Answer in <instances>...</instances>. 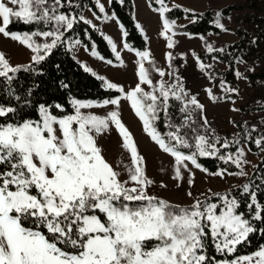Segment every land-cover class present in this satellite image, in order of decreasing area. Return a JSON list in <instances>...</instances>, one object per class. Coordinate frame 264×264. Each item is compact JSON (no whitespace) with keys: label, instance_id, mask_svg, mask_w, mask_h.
Segmentation results:
<instances>
[{"label":"snow or ice","instance_id":"obj_1","mask_svg":"<svg viewBox=\"0 0 264 264\" xmlns=\"http://www.w3.org/2000/svg\"><path fill=\"white\" fill-rule=\"evenodd\" d=\"M68 2L71 5V0ZM156 3L160 5L156 11L163 24L160 35L172 48L175 21L166 17L172 9L165 0ZM97 5L103 12L99 0ZM62 7V0H53L51 5L48 0H0V34L18 41L33 53L29 64L15 66L0 53V79L10 85L17 73L35 71L34 65L44 61L62 42L65 32L73 29L77 20L74 15L60 11ZM220 18L221 13L217 12L215 25L226 30ZM14 22L43 23L50 29L31 33L9 31ZM34 37H42L44 42L39 43ZM105 39L122 65L116 45L110 38ZM124 47L129 48L126 43ZM207 48L213 51L210 45ZM92 55H98L94 48ZM166 55L172 59L171 53ZM136 56L139 82L134 88L125 91L122 86L98 77L107 89L121 95L102 102L73 100L70 114L55 115L50 110L53 106L41 104L38 119H17L14 107L0 105V118H3L0 120V264H264V245L251 255L230 260H216L207 255L209 237L221 256L233 254L238 245L258 230L254 222L264 221V204L258 202L256 191L249 190L250 185L242 186L243 193L250 197L247 208H254L250 216L239 211L240 203L230 192L212 193L217 198L214 203L205 197L194 199L186 206L174 205L149 193L154 181L147 177L145 158L122 122L119 111L122 99L129 102L150 139L175 158V179L183 180L182 169H186L188 184L192 185L194 180L187 162L206 172L197 156H216L219 149L192 126L194 111L203 110V105L185 91L179 77L174 83L160 81L153 86L143 63L149 60L150 53L137 51ZM199 67L208 66L199 63ZM156 71L165 76L163 70ZM142 85L153 86V90L145 91ZM208 93L215 99L211 90ZM173 100L181 103L179 112L183 119L179 125L172 122L169 112ZM108 105L114 108L104 116L82 111ZM54 107L64 111L60 104ZM161 113L168 129L163 134L157 129ZM113 127L122 139L123 149L130 154V165L122 160L113 165L98 144V139ZM184 129L194 133V145L189 143ZM262 142L264 137L255 141L257 146ZM221 146L229 145L225 141ZM193 147L195 151L190 154L182 151ZM243 157V149L237 148L235 156L219 158L241 168L230 175L244 176L242 164L247 161ZM226 171L213 175L223 176ZM125 174L127 178L122 179ZM160 186L166 187L162 182ZM187 195L191 197L192 193Z\"/></svg>","mask_w":264,"mask_h":264},{"label":"trees","instance_id":"obj_2","mask_svg":"<svg viewBox=\"0 0 264 264\" xmlns=\"http://www.w3.org/2000/svg\"><path fill=\"white\" fill-rule=\"evenodd\" d=\"M167 1L165 0V2ZM146 2L152 10L159 8L156 0H146ZM82 8L89 9L98 17L102 15L95 0H77L75 5L60 8L65 14L71 13L77 18L73 29L65 32L62 42L52 50L44 61L34 65L35 71L17 73L10 85L0 79V105L14 107L17 110L15 113L17 119H38V109L41 104L53 106L50 110L53 114L60 116L73 112V100L102 102L104 99H111L120 94L116 90L107 89L104 82L98 79L102 76L85 68L74 56L68 45L70 39H75L89 52H92L94 48L100 59L102 57L105 61L118 62L108 39H105V34L97 27L86 23L85 20L79 19L78 13ZM170 8L172 10L166 13V17L170 21L183 18L190 19L181 25H175L173 32L198 35L203 38L209 33L219 34L222 31H229L236 37L234 41L222 43L212 52L196 54L199 60L209 62L214 59L225 63L226 67L218 70V74L224 82L231 84L235 81L236 62L240 60L245 63L244 76L248 84L252 87H264V69L251 71L249 68V65L255 61H264V0H244L242 3H230L219 9L207 7L202 11L189 10L185 12V9L180 6H170ZM108 10L120 27L123 43H126L132 50L145 51L147 40L138 27L133 0H108ZM217 12L221 13V17L233 15V26L225 25L226 30L216 27ZM49 29L50 26L43 23L14 22L9 27V31L18 33ZM30 62L19 65H27ZM17 96L20 98L19 100L16 99ZM255 97L256 100L253 101ZM222 98L234 100L237 98V94L227 92L223 94ZM55 104H60L64 111L60 112L56 109ZM180 107V102L171 101L169 112L172 122L176 125H179L183 119V114L179 112ZM239 109L243 113L264 110V96H259V92L255 91L248 103L240 106ZM200 111L201 109L194 111L193 120L195 123L192 126L196 128L199 134H203L204 122ZM160 116L157 129L163 134L168 129L165 128L163 114L161 113ZM235 125L236 132L234 134L226 133L220 136L212 134L208 136L216 144L219 151L216 156H197L198 163L202 169H207L206 172L212 173L223 169H226L227 173L238 172L239 168L235 164L231 161L225 163L219 157L233 155L242 143L246 144L248 150L253 153H258L264 149V142L260 146L255 143L257 139L264 137V120H237ZM183 131L187 133L189 143L194 145V133L188 129ZM225 141L229 145L227 148L221 146ZM182 151L187 155L190 154V151H195V148L193 147L191 150L182 149ZM244 184L250 185L249 190L256 191L258 202L264 204V155L254 164L243 182L232 185L220 193L224 195L230 192L231 197L236 198L240 203L239 211L250 216L254 212V208L252 210L247 208L250 197L242 191ZM209 197L210 201L217 202L215 196ZM253 226L258 230L250 234V239L238 245L235 253L226 256H221L216 252L209 237L207 255L210 258L215 257L216 260L225 258L230 260L254 253L264 245V232L259 231V229H264V221H255Z\"/></svg>","mask_w":264,"mask_h":264},{"label":"rangeland","instance_id":"obj_3","mask_svg":"<svg viewBox=\"0 0 264 264\" xmlns=\"http://www.w3.org/2000/svg\"><path fill=\"white\" fill-rule=\"evenodd\" d=\"M76 1L77 0H71V5H75ZM243 1L244 0H168L165 3L169 7L180 6L188 10L202 11L207 7L219 9L227 4L242 3ZM48 2L51 5L53 0H48ZM95 2L97 4V0H95ZM133 2L137 24L147 40L145 51L150 53V57L149 60L143 63L149 71L153 86L157 85L160 81H164L166 84L174 83L176 77H179L185 91L189 93L190 96H195L199 103L203 105V110H201L200 113L203 122L204 119L207 120V124H204L203 129L204 135L209 136L217 134L220 136L226 133L234 134L236 132L235 121L237 120H264V110L243 113L239 109L240 106L248 103L249 98L254 95L255 91L259 92V96H264V87H252L248 84L244 76L245 63L243 61L237 60L235 69L236 79L233 83L228 84L224 82L218 74L219 69H224L226 67L225 63L214 59L209 62L197 60V53L209 52L207 46L210 45L214 50L222 43L234 41L236 37L231 32L222 31L219 34L209 33L203 37V39L198 35L175 32V35L172 36L174 46L169 48L167 46V39L160 35L163 30V24L159 12L152 10L148 6L146 0H133ZM62 3L64 4L63 8L71 6L68 0H62ZM101 3L102 0H99L100 5ZM60 11L62 10L60 9ZM81 16L84 17L85 21H90V23H95L100 26V29H102L101 31L116 45V49L120 53V59L123 61V64L121 65L119 61L109 64L108 61L100 59L98 56H93L92 54H90V56L85 55L82 61L89 67V70L104 77L108 82L122 86L125 91L134 88L136 83L139 82L136 75L139 57L136 56L137 51L132 49L129 50L130 48L124 47L119 25H115V23L104 18L100 19V21L97 20L96 18H98V16L86 8H82L79 11L78 17ZM189 20L188 18H183L174 21L175 25H181ZM220 22L224 26H233V15L221 17ZM168 35H172V32H169ZM34 39L39 43L44 42V38L42 37H34ZM73 42L74 39H70L68 45L73 48L75 54L79 56L76 44ZM0 53H3L13 66L30 62L33 54L26 46L2 34H0ZM168 53H171V60L167 58L166 54ZM199 63H203L208 67L201 69ZM249 68L251 71L264 69V61H255L249 65ZM156 69L163 70L165 76L161 77ZM169 73H171V75H169ZM237 73H239V75H237ZM221 81L224 82L223 85ZM153 86L142 85L145 91H152ZM227 89H235L236 91H228ZM208 90H211L212 97H215V99L210 98ZM227 92H235L237 98L234 100L223 99V94ZM255 100L256 97L253 101ZM113 108L114 106L108 105L102 108L94 107L91 109H83L82 111L104 116L108 111L113 110ZM119 111L122 122L128 128L137 144L139 153L145 158L146 175L154 181V185L150 187L149 193L163 198L174 205H191L194 199H204L205 197L211 196L212 193H221L232 185L243 182L254 164L264 155V150L262 149L258 153H253L248 150L246 144L242 143L239 145L238 148L244 151L243 159L247 161L242 164V169L246 173L244 176L230 175L227 172H224L223 176H216L213 175V173L220 170L208 173L201 169H196L190 162H187L194 180V183L189 185L188 170L182 169L184 176L183 180L174 178L175 158L160 150L144 132L142 122L135 115L127 100H121ZM127 114L134 122L133 125L127 119ZM98 144L104 149L106 159L113 165H116L121 160L125 164L130 165V154L123 149L122 139L114 127L110 132L98 139ZM144 145H149L151 147L150 156L144 153ZM235 154L236 152L233 156H235ZM117 170L123 171V169L120 168ZM240 171L241 168H239L238 172ZM121 178L126 179V174ZM161 182L166 185V187H161ZM177 185H179V187ZM188 192L192 193L191 197L187 195ZM209 202L212 201L209 200Z\"/></svg>","mask_w":264,"mask_h":264},{"label":"crops","instance_id":"obj_4","mask_svg":"<svg viewBox=\"0 0 264 264\" xmlns=\"http://www.w3.org/2000/svg\"><path fill=\"white\" fill-rule=\"evenodd\" d=\"M101 5L103 6V8L105 9L103 12H102V15L100 16V17H98V18H96L97 20H99L100 21V19H105V17H108V19L107 20H109L110 22H112V23H115V25H118V23L116 22V20L114 19V17H112V14H111V12L108 10V0H102V3H101ZM106 8H107V10H106ZM135 14H136V11H135ZM135 18H136V16H135ZM137 21V20H136ZM92 26H95V27H98V29L101 31L102 29H100V26L98 25V24H95V23H90ZM120 28V27H119ZM104 33V32H103ZM106 36V35H105ZM107 37V36H106ZM77 40H75L74 39V42L73 43H75ZM76 44V47H77V51H78V53H79V56H77L76 54H75V52H74V49L73 48H71V50H72V52H73V54H74V56L78 59V61L85 67V68H87V69H89V67L82 61V58H84V56L85 55H88V56H90V54H92V52H89V51H87V49L84 47V46H82L80 43H75Z\"/></svg>","mask_w":264,"mask_h":264},{"label":"bare ground","instance_id":"obj_5","mask_svg":"<svg viewBox=\"0 0 264 264\" xmlns=\"http://www.w3.org/2000/svg\"><path fill=\"white\" fill-rule=\"evenodd\" d=\"M4 42V41H3ZM6 42V41H5ZM127 119L130 121V123L133 125V121H132V119H130V117L128 116V114H127ZM141 143V142H140ZM140 146H142V145H140ZM144 150H145V152L144 153H147L148 154V156H150V153H151V147L149 146V145H144ZM156 156V155H155Z\"/></svg>","mask_w":264,"mask_h":264}]
</instances>
